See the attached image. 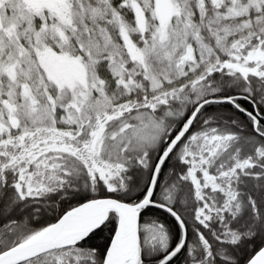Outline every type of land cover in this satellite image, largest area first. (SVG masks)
Here are the masks:
<instances>
[{
  "label": "snow or ice",
  "instance_id": "1",
  "mask_svg": "<svg viewBox=\"0 0 264 264\" xmlns=\"http://www.w3.org/2000/svg\"><path fill=\"white\" fill-rule=\"evenodd\" d=\"M0 264H264V0H0Z\"/></svg>",
  "mask_w": 264,
  "mask_h": 264
}]
</instances>
